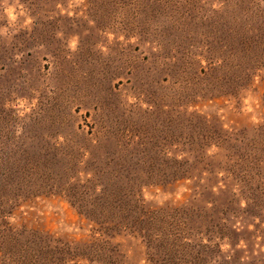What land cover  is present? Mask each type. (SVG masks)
<instances>
[{
  "label": "rangeland",
  "instance_id": "rangeland-1",
  "mask_svg": "<svg viewBox=\"0 0 264 264\" xmlns=\"http://www.w3.org/2000/svg\"><path fill=\"white\" fill-rule=\"evenodd\" d=\"M0 264H264V0H0Z\"/></svg>",
  "mask_w": 264,
  "mask_h": 264
}]
</instances>
